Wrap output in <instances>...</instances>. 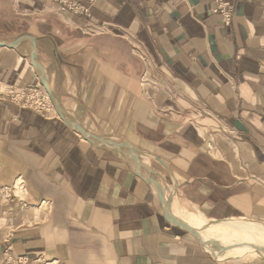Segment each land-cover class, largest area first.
I'll return each mask as SVG.
<instances>
[{
  "label": "crops",
  "instance_id": "obj_1",
  "mask_svg": "<svg viewBox=\"0 0 264 264\" xmlns=\"http://www.w3.org/2000/svg\"><path fill=\"white\" fill-rule=\"evenodd\" d=\"M74 1L0 0V264H264L166 216L264 222V0Z\"/></svg>",
  "mask_w": 264,
  "mask_h": 264
},
{
  "label": "bare ground",
  "instance_id": "obj_2",
  "mask_svg": "<svg viewBox=\"0 0 264 264\" xmlns=\"http://www.w3.org/2000/svg\"><path fill=\"white\" fill-rule=\"evenodd\" d=\"M49 99L53 103L52 99ZM114 148L120 151L127 150L125 147ZM158 195L166 200L164 194L160 191ZM196 214L186 213V215L180 214L179 216L178 214H174L171 218L175 222H178L182 228H188L192 234L197 235L199 240L201 239L208 247L225 244L230 241H242L250 244L254 249L264 252V222L250 221L247 219H229L223 222H217L206 219L200 213Z\"/></svg>",
  "mask_w": 264,
  "mask_h": 264
},
{
  "label": "built area",
  "instance_id": "obj_3",
  "mask_svg": "<svg viewBox=\"0 0 264 264\" xmlns=\"http://www.w3.org/2000/svg\"><path fill=\"white\" fill-rule=\"evenodd\" d=\"M88 3L90 5L92 0H88ZM52 5H54L57 13L68 12L73 15H82L87 18L91 17L89 6H85L78 1L52 0ZM211 12L219 15L221 23L228 26L234 14V7L227 0H214V7ZM143 83H146V81L143 80ZM47 94L35 86H27L24 88L7 86L4 90L0 91L2 98L18 103L22 107L31 109L39 114H49L54 109L53 103Z\"/></svg>",
  "mask_w": 264,
  "mask_h": 264
},
{
  "label": "rangeland",
  "instance_id": "obj_4",
  "mask_svg": "<svg viewBox=\"0 0 264 264\" xmlns=\"http://www.w3.org/2000/svg\"><path fill=\"white\" fill-rule=\"evenodd\" d=\"M47 93V92H46ZM50 98V97H49ZM156 192V194L158 195V193H159V191L158 190H156L155 191ZM159 196V195H158ZM160 197V196H159ZM186 213H188V212H185V211H177L176 212V214H178V216L180 215V214H185L186 215ZM193 215H197L196 213H192ZM229 220V219H228ZM250 221H252V220H250ZM201 240V239H200ZM201 244H202V246L204 245L206 248H208L207 249V252L209 253V254H211L212 255V253L213 254H215V251L213 250V249H219V250H221V251H219V250H217V251H219L220 252V254H226V253H228V254H232V255H237V256H239V255H242L243 253H249V251H255L256 249H254L250 244H248V243H245V242H242V241H230V242H228V243H225V244H219V245H213L212 247H208V246H206L204 243H203V241L201 240V242H200ZM204 246H203V248H204ZM204 250H206L205 248H204ZM211 252V253H210ZM223 257H225L226 259H229V260H232L231 258H229V256H227V255H225V256H223ZM241 261H248V260H241Z\"/></svg>",
  "mask_w": 264,
  "mask_h": 264
},
{
  "label": "water",
  "instance_id": "obj_5",
  "mask_svg": "<svg viewBox=\"0 0 264 264\" xmlns=\"http://www.w3.org/2000/svg\"><path fill=\"white\" fill-rule=\"evenodd\" d=\"M47 93H48L49 97L52 99V101H54V97H53V95L51 94V92L49 91V92H47ZM58 114H59V113H58ZM59 117H60L61 119H63L62 115H60V114H59ZM77 130H79L81 133L87 135V133H86L84 130H82L81 128H77ZM160 199L164 202V199H163L162 197H160ZM164 208H165V207H164ZM165 211H166V208H165ZM166 216H167V218H168L173 224H175V225H177V226H179V227L182 228V226H181L178 222H175V221L170 217V215H169L167 212H166ZM186 230L189 231L190 233H192L190 230H188V228H187ZM193 235L199 239V237H198L197 235H195V234H193Z\"/></svg>",
  "mask_w": 264,
  "mask_h": 264
}]
</instances>
